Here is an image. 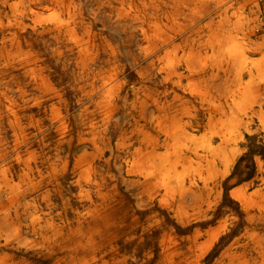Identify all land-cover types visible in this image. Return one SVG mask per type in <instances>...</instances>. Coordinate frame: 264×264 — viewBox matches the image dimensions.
<instances>
[{
    "label": "bare ground",
    "instance_id": "obj_1",
    "mask_svg": "<svg viewBox=\"0 0 264 264\" xmlns=\"http://www.w3.org/2000/svg\"><path fill=\"white\" fill-rule=\"evenodd\" d=\"M263 4L0 0V264H264Z\"/></svg>",
    "mask_w": 264,
    "mask_h": 264
},
{
    "label": "rangeland",
    "instance_id": "obj_2",
    "mask_svg": "<svg viewBox=\"0 0 264 264\" xmlns=\"http://www.w3.org/2000/svg\"><path fill=\"white\" fill-rule=\"evenodd\" d=\"M263 7H264V4H263ZM208 54L209 55H211L212 54V51H209L208 52ZM38 96V92L36 93V96L35 97H37ZM86 107H88V106H86ZM154 108L152 107L151 108V110H153ZM139 137V138H138ZM141 137L142 136H136V135H134L133 136V143H134V146H133V148H132V151L134 150V151H137V150H141L142 149V144H141ZM133 155H132V160H133V156L136 154V153H132ZM136 156V155H135ZM18 157V155H14L12 158H11V160L12 159H16ZM15 163V162H14ZM130 164H131V162H130ZM133 164V163H132ZM131 164V165H132ZM48 165H46L45 166V170H46V172L45 173H47V171L49 172L50 170H49V168H51V166H48ZM206 239H208V238H204L202 241H200V243H203V242H205L206 241ZM226 248V246L224 247V249ZM224 251V250H223ZM222 251V252H223ZM221 252V253H222ZM221 253L220 254H218V256L216 257V260L221 256ZM23 257H22V256ZM19 258H26V259H28V260H30V261H32V262H34V263H36V264H50V263H48L47 261L46 262H42V261H40V260H38V259H36V258H33L31 255H23V254H20L19 256H18ZM215 260V261H216ZM183 264H190L189 263V261H186V262H183Z\"/></svg>",
    "mask_w": 264,
    "mask_h": 264
},
{
    "label": "crops",
    "instance_id": "obj_3",
    "mask_svg": "<svg viewBox=\"0 0 264 264\" xmlns=\"http://www.w3.org/2000/svg\"><path fill=\"white\" fill-rule=\"evenodd\" d=\"M202 122H203V124H205L206 119L203 120ZM203 132H204V128H196L195 131H194V130H190V133H191V134H195V135H197V136L201 135Z\"/></svg>",
    "mask_w": 264,
    "mask_h": 264
}]
</instances>
